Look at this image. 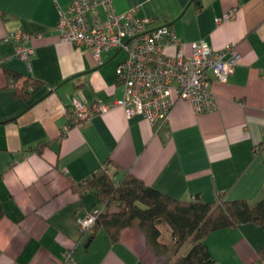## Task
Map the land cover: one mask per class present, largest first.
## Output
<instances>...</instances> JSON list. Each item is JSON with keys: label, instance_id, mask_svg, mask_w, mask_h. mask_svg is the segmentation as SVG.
<instances>
[{"label": "crops", "instance_id": "1", "mask_svg": "<svg viewBox=\"0 0 264 264\" xmlns=\"http://www.w3.org/2000/svg\"><path fill=\"white\" fill-rule=\"evenodd\" d=\"M70 1L0 0V264H59L67 250L73 264H164L138 228L123 229L115 241L99 228L85 241L77 216L98 200L74 184L105 165L115 179L128 172L173 197H264V0H112L118 11L136 7L148 17L147 29L171 24L185 54L199 39L213 49L231 43L239 53L226 81L210 75L216 110L197 114L172 88L158 127L116 102L125 50L95 57L58 38L54 25ZM231 7L233 17L217 22ZM15 29L29 33L28 59L1 40ZM29 79L38 82L26 96L15 94ZM74 97L106 109L62 134ZM205 240L208 264H253L263 256L264 233L255 222L215 229Z\"/></svg>", "mask_w": 264, "mask_h": 264}, {"label": "built area", "instance_id": "2", "mask_svg": "<svg viewBox=\"0 0 264 264\" xmlns=\"http://www.w3.org/2000/svg\"><path fill=\"white\" fill-rule=\"evenodd\" d=\"M101 10L104 18L100 16ZM234 12L235 7H231L216 21L232 18ZM147 19L136 14V7L116 10L112 0H71L59 11L54 28L61 41L85 45L95 57L111 47L125 50L127 55L116 69L123 96L116 102L124 107L127 115L139 114L151 126L162 125L171 107L172 88L179 98L190 102L195 113L216 110L217 97L210 89V75L219 82L228 79L239 58L235 46L229 43L213 49L207 41L199 39L190 43V53L185 54L183 43L171 24L147 29ZM1 40L13 41L14 53L22 59H28L33 52L26 44L29 33L23 29L10 30ZM168 47L174 48L172 54L167 53ZM105 109L106 105H89L74 97L65 113L61 133ZM99 211L100 206L81 210L77 216L81 235L90 231ZM73 263L72 254L67 250L59 264ZM253 264H264V258Z\"/></svg>", "mask_w": 264, "mask_h": 264}, {"label": "trees", "instance_id": "3", "mask_svg": "<svg viewBox=\"0 0 264 264\" xmlns=\"http://www.w3.org/2000/svg\"><path fill=\"white\" fill-rule=\"evenodd\" d=\"M13 78L18 73L7 70ZM25 80L14 93L26 96L28 86L37 83ZM83 194L91 191L98 200L100 211L84 235L85 241L103 228L112 241L126 228H138L164 264H208L213 257L206 244L209 232L243 222L259 224L264 233V197L251 202L244 198L225 199L218 195L204 200L199 194L192 198L173 197L147 185L142 179L124 173L119 179L103 165L74 184ZM3 206L0 201V217ZM264 258V246L259 250Z\"/></svg>", "mask_w": 264, "mask_h": 264}]
</instances>
